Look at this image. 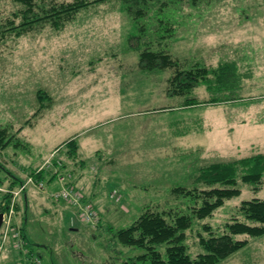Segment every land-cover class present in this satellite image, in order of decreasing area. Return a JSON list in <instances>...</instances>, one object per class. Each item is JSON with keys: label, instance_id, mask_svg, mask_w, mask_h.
I'll return each instance as SVG.
<instances>
[{"label": "rangeland", "instance_id": "374dc122", "mask_svg": "<svg viewBox=\"0 0 264 264\" xmlns=\"http://www.w3.org/2000/svg\"><path fill=\"white\" fill-rule=\"evenodd\" d=\"M140 7L145 15L136 20L122 0H101L61 28L46 23L16 36L2 31L24 6L0 0V129L9 141L0 146V177L7 183L9 170L37 171L53 156L43 168L46 187L64 175L99 212L92 227L56 212L46 193L29 186L15 217L26 244L17 248L11 235L4 241L2 228L0 264H36L34 256L40 264H125L143 251L115 234L144 208L187 205L172 189L195 185L201 165L264 153V0H149ZM145 50L165 51L183 68L235 63L240 98L213 104L199 86L191 96L202 104L183 107L184 96L169 90L175 68L143 67ZM71 139L76 159L66 156ZM239 188L205 222L218 227L241 201L264 199V181ZM187 234L191 253L203 252L196 232ZM239 238L249 243L217 264H264V234Z\"/></svg>", "mask_w": 264, "mask_h": 264}, {"label": "trees", "instance_id": "16d2710c", "mask_svg": "<svg viewBox=\"0 0 264 264\" xmlns=\"http://www.w3.org/2000/svg\"><path fill=\"white\" fill-rule=\"evenodd\" d=\"M13 1L22 4L24 8L4 24L2 34L9 32L21 36L46 23L61 28L79 11L101 0ZM148 1L122 0L127 11L136 20L145 15V10L140 5H147ZM188 1L196 4L200 0ZM17 19L20 21L17 22ZM140 63L152 70L175 68L169 79V90L173 94L184 96L183 107L202 104L197 96H191L192 90L199 86H205L209 90L211 98L208 102L213 104L240 98L234 91L241 87V76L233 62H222L217 67L197 65L183 68L165 51L145 50L140 54ZM5 134V129H0V146L9 143ZM64 144L68 147L66 156L76 159L79 148L77 140L71 139ZM34 170L30 172L31 175L38 179L45 178V171L36 174ZM195 181V185L191 187L177 186L172 189L176 195L190 200L187 205L171 209L147 206L132 224L117 231L115 236L122 245L143 251L128 257L125 264H217L249 243L248 238L239 236L264 234V199L260 197L241 201L235 214L218 227L205 222L227 199L241 194L240 182L249 184L254 189L260 188L264 181V153L201 165ZM0 184H3L1 178ZM14 184L15 182L9 185L10 189L16 188ZM11 198L12 194H4L0 212L5 213L10 208ZM16 209L18 210V203ZM197 225L200 226L199 229H196ZM188 231L196 232L197 243L203 252L191 253L186 244ZM21 232L25 240L24 233ZM29 253L32 254L30 250Z\"/></svg>", "mask_w": 264, "mask_h": 264}, {"label": "built area", "instance_id": "2783aa9c", "mask_svg": "<svg viewBox=\"0 0 264 264\" xmlns=\"http://www.w3.org/2000/svg\"><path fill=\"white\" fill-rule=\"evenodd\" d=\"M53 157V156H52ZM52 157H50L44 166L40 167L35 173H39L43 171V168L47 165L53 164L51 163ZM58 165H61V161H57ZM58 181L60 182V188L50 192L51 197L56 201H65L68 202L74 209L75 214L79 218V220L86 222L88 225L94 227L99 222V212L95 209L91 203H87L83 198V195L80 191L75 189L71 182L66 181V177L64 175H60L58 177ZM34 186L40 190H44L47 185V181L44 179H38L35 175H28L26 179L19 185V187L15 189H10L4 187L0 184V192L3 194L10 193L12 194L10 208L4 213L3 216V224L1 229L3 228V238L4 241L11 235L15 239V246L19 249H22L26 241L23 239L21 230L15 224V217L17 213L16 205L17 200L22 195V193L29 187ZM115 192L112 194L115 196ZM33 261L36 264H40V259L38 257L33 258Z\"/></svg>", "mask_w": 264, "mask_h": 264}, {"label": "crops", "instance_id": "0c3cea01", "mask_svg": "<svg viewBox=\"0 0 264 264\" xmlns=\"http://www.w3.org/2000/svg\"><path fill=\"white\" fill-rule=\"evenodd\" d=\"M24 169V168H23ZM9 173V176H11V179H9L8 180V182L7 183H5V181L3 180V178H1L2 179V185H4V187H7V188H10V186L9 185H12L14 182H15V184H14V188L16 187H19V185L24 181V179H25V177H27L30 173H23V170L21 171V170H19L18 171V174L17 173H13L12 171H8ZM49 181V180H48ZM57 181L54 179V180H50L49 182H48V187H46V189H44V190H41L43 193L42 194H44V193H46L47 195H48V197L47 198H50L55 204H56V207H55V210H56V212H57V210L58 211H61V212H64V211H67L68 213H69V215L70 216H72V214H75V210L74 209H72L73 207L69 204V203H67V202H65V201H55V200H53L52 199V197H51V195H50V192L51 191H53V190H55V189H58V188H60L61 186H60V183L59 182H57ZM38 189V188H37ZM27 190V189H26ZM26 190L22 193V195H20V199L21 198H23L26 202H27V200H28V196H27V194H26ZM40 190V189H39ZM83 190L85 191V189L83 188ZM1 194V196H2V200H1V204L3 203V198H4V194L3 193H0ZM69 204V205H68ZM74 210V211H73ZM76 215V214H75ZM16 220H17V218H16ZM18 222V221H17ZM19 223V222H18ZM20 224V223H19ZM21 225V224H20ZM22 227V226H21ZM1 230V229H0Z\"/></svg>", "mask_w": 264, "mask_h": 264}, {"label": "water", "instance_id": "95a60500", "mask_svg": "<svg viewBox=\"0 0 264 264\" xmlns=\"http://www.w3.org/2000/svg\"><path fill=\"white\" fill-rule=\"evenodd\" d=\"M3 216H4V213L0 212V229H1L2 224H3Z\"/></svg>", "mask_w": 264, "mask_h": 264}]
</instances>
